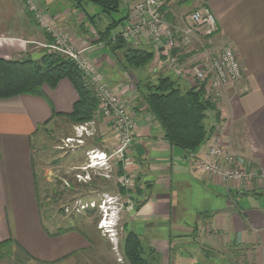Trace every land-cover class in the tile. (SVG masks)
<instances>
[{"label":"crops","instance_id":"crops-1","mask_svg":"<svg viewBox=\"0 0 264 264\" xmlns=\"http://www.w3.org/2000/svg\"><path fill=\"white\" fill-rule=\"evenodd\" d=\"M133 1L121 0V9L115 12L118 19L123 18L119 22L122 29L133 21ZM195 1L212 12L217 31L206 39L193 37L179 43L174 55L181 64L190 66L203 59L206 50L229 44L243 77L221 90L215 101L221 121L193 152L167 141L142 97L143 81H153L158 75L174 76L167 66L166 52L158 53L152 42L136 37L127 44L152 49L154 56L147 67L127 66L124 48L115 46V35L122 29L102 38L99 32L108 22L103 23L95 4L0 0V58L39 60L48 52L53 37L41 25L40 13L54 32L83 49L90 65L125 102L136 120L135 136L126 151L128 161L123 163L131 180L130 192L122 195L125 223L148 250H154L157 259L153 264H197L206 251L223 252L237 264H264V181H234L227 188L196 165L216 139L224 154L264 166V0ZM165 11L172 14L171 20L165 16L167 21L182 25L176 22L181 19L178 10L168 7ZM179 81L196 86L189 76ZM42 89L45 98L31 94L0 98V241H14L12 255L0 259V264H89L82 255L91 248L87 235L78 228L53 235L57 228L50 231L40 213L32 140L41 128L65 118L60 114L71 112L78 98L67 78L53 88L43 85ZM88 123L87 136L96 135L90 150L110 152L117 147L108 117ZM217 160L223 161V157ZM111 163L110 176L105 177L114 178L116 184L120 162ZM16 244L29 258L15 259Z\"/></svg>","mask_w":264,"mask_h":264},{"label":"built area","instance_id":"built-area-1","mask_svg":"<svg viewBox=\"0 0 264 264\" xmlns=\"http://www.w3.org/2000/svg\"><path fill=\"white\" fill-rule=\"evenodd\" d=\"M162 0H134L131 9L132 22L127 24L119 33V37L128 42L136 37H143L152 42L158 49V53L166 52L167 66L174 76L179 78L191 77L196 86L204 85L206 91L216 101L221 90L228 84L235 83L243 77L241 64L229 44H222L217 49L206 50L203 59L192 63L190 66L183 65L172 53L179 43H187L193 37L209 38L217 31V22L206 5L191 10L186 21L177 26L165 18L161 9ZM35 10V7H31ZM41 25L51 32L53 41L47 45L48 52L64 55L72 60L76 67L90 80L94 93L99 100V108L103 116L108 117L111 131L115 134L118 145L110 152L88 151L89 162L86 168L104 166L107 170L105 176L109 177L112 163L128 161L126 151L131 144L136 132V120L128 110L127 105L119 97L116 91L108 87L99 73L94 70L83 56V49L69 43L67 36L53 31L48 20L37 13ZM162 51H161V50ZM89 123L75 126L80 135L89 131ZM79 135V136H80ZM80 139H78V142ZM223 157V161L217 158ZM197 167L212 177H216L227 188L230 183L250 182L253 180L264 181V166H257L251 162H240L231 154H224L221 144L214 139L204 154L198 158ZM80 176V174L78 175ZM121 186L128 187L131 180L128 176L117 177ZM121 207L112 205L103 211L108 214L113 210L117 217ZM119 207V208H118ZM107 217L101 218L98 228L105 229L110 240L116 238V228L106 223Z\"/></svg>","mask_w":264,"mask_h":264},{"label":"trees","instance_id":"trees-1","mask_svg":"<svg viewBox=\"0 0 264 264\" xmlns=\"http://www.w3.org/2000/svg\"><path fill=\"white\" fill-rule=\"evenodd\" d=\"M78 1L83 5L84 3L97 5L99 12L109 18L108 25L99 32L102 38H107L111 29L123 19L117 20L112 15L120 11L121 0ZM162 9L167 19L171 20V14L165 11L164 6ZM119 33L115 35V46L124 48L123 55L126 65L135 68L147 67L152 62L154 51L127 44L119 37ZM172 53L176 54L175 49ZM62 78H67L71 82L78 98L72 111L62 113L61 116L76 126L103 116L90 80L66 56L47 52L39 60L0 58V98H10L20 94L38 95L45 98L43 85L53 88ZM179 79L173 75H158L153 81L147 79L142 83L141 93L147 109L163 128L167 141L185 151L193 152L211 137L221 118L215 101L204 85L189 87L181 83ZM115 174L117 177L125 174L122 162L118 164ZM116 184L119 194L125 195L130 192V187L121 186L118 181ZM139 205L140 203L135 209ZM71 228L74 227L58 228L53 235ZM124 232L122 253L127 264H153L157 259L154 250L149 249L150 256H147L140 236L129 229H124ZM13 242L12 239L0 241V259L12 255L10 249ZM16 246L15 259L29 258L23 248L17 244Z\"/></svg>","mask_w":264,"mask_h":264},{"label":"rangeland","instance_id":"rangeland-1","mask_svg":"<svg viewBox=\"0 0 264 264\" xmlns=\"http://www.w3.org/2000/svg\"><path fill=\"white\" fill-rule=\"evenodd\" d=\"M196 2L162 0L161 7L178 10L176 14H180L181 19L176 22L183 24L188 11L199 7ZM113 17L118 19L119 15L113 13ZM101 19L105 24L109 22L102 14ZM121 29L122 24L119 23L111 32L115 34ZM75 126L67 118H63L60 122L41 128L32 140V163L36 170L37 196L44 225L50 231L74 227L86 234L91 241V248L82 254L86 256L85 263L127 264L122 253L124 229H129L125 223L127 216L124 197L117 193L114 178L105 177L107 170L104 166L85 167L89 162L87 152L94 146L96 135L88 137L89 131L80 135ZM121 203L124 206L118 209L119 221L115 226L117 234L112 241L105 229L98 228V224L103 215L108 216L104 210L108 211L107 208L111 209L112 205L121 207ZM141 242L147 256H150L147 245L142 239ZM194 256L198 258L197 253H194ZM234 260L235 258L225 256L223 252L206 251L198 258L197 264H237Z\"/></svg>","mask_w":264,"mask_h":264},{"label":"clouds","instance_id":"clouds-1","mask_svg":"<svg viewBox=\"0 0 264 264\" xmlns=\"http://www.w3.org/2000/svg\"><path fill=\"white\" fill-rule=\"evenodd\" d=\"M109 226L115 227L119 221V216L114 215V211L110 210L107 216Z\"/></svg>","mask_w":264,"mask_h":264}]
</instances>
